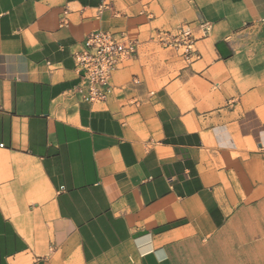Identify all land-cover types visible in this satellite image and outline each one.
Listing matches in <instances>:
<instances>
[{"label": "crops", "instance_id": "1", "mask_svg": "<svg viewBox=\"0 0 264 264\" xmlns=\"http://www.w3.org/2000/svg\"><path fill=\"white\" fill-rule=\"evenodd\" d=\"M95 31L139 41L101 104ZM0 264H264V0H0Z\"/></svg>", "mask_w": 264, "mask_h": 264}, {"label": "built area", "instance_id": "2", "mask_svg": "<svg viewBox=\"0 0 264 264\" xmlns=\"http://www.w3.org/2000/svg\"><path fill=\"white\" fill-rule=\"evenodd\" d=\"M68 13L69 9H66L62 26L66 27L69 23L66 18ZM191 45L187 40L185 56L192 49ZM138 49V39L127 31L91 33L84 41L82 50L74 54L76 70L81 79L77 91L82 99L90 104L105 103L113 91L110 83L113 73L135 57Z\"/></svg>", "mask_w": 264, "mask_h": 264}, {"label": "rangeland", "instance_id": "3", "mask_svg": "<svg viewBox=\"0 0 264 264\" xmlns=\"http://www.w3.org/2000/svg\"><path fill=\"white\" fill-rule=\"evenodd\" d=\"M156 29H160L159 31L157 30V33H154V36H156L155 38L160 42V43H163L161 42L163 40V37L165 39H167L170 44L169 45H172L171 47H167V48H163L162 49H159L160 52H164V50L168 49L169 51H174L176 52L179 57H181V60L184 62L183 60V52L185 51V45L183 46V44H185L186 40H187V34H189V36H191L192 34L190 29H187L186 26L184 25H180L178 27H170V26H162V24L160 23V25L158 24ZM160 31L163 33L162 35H160ZM166 32L169 33V35H165ZM157 41V42H158ZM158 42V43H159ZM181 44V45H180ZM160 60H161V63H164L166 60H168L167 58H165L164 55H160ZM166 82V80H162V81H159V83L157 84V86L155 87V90L160 88L164 83Z\"/></svg>", "mask_w": 264, "mask_h": 264}]
</instances>
